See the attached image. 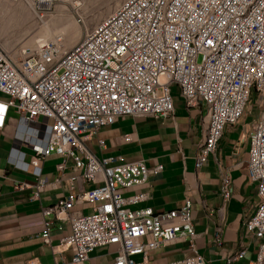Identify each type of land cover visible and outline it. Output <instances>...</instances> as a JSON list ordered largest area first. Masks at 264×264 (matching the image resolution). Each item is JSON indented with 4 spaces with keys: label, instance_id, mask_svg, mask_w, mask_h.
<instances>
[{
    "label": "built area",
    "instance_id": "1",
    "mask_svg": "<svg viewBox=\"0 0 264 264\" xmlns=\"http://www.w3.org/2000/svg\"><path fill=\"white\" fill-rule=\"evenodd\" d=\"M28 1L44 17L55 0ZM172 84L178 85L187 108L206 106L205 132L194 157L197 168L216 150L224 128L251 114L250 99L260 105L248 134L247 159L258 203L242 226L257 240L256 261L264 264V0H121L69 48L43 41L37 51L17 59L0 48V93L7 96L0 97V128L12 108L33 152L29 161L17 164L31 167L35 175L31 198L38 199L47 184L43 161L52 154L62 157L53 183L65 182L69 193L40 206L44 243L50 242L49 216L70 224L58 246L69 249L71 257L53 264H97L91 253L109 245L114 250L102 264H150L153 251L194 235L189 197L167 211L133 207L149 193L131 189L162 165L112 163L113 157H97L86 144L88 134L121 117L171 116ZM66 158L73 163L67 175ZM229 182L224 171L222 203L230 197ZM77 183L89 186L78 190ZM14 186L29 187L18 181ZM76 203L86 204L88 211L75 210ZM220 232L217 227L219 245ZM246 248L226 261L242 257ZM203 262L195 252L167 264Z\"/></svg>",
    "mask_w": 264,
    "mask_h": 264
},
{
    "label": "crops",
    "instance_id": "2",
    "mask_svg": "<svg viewBox=\"0 0 264 264\" xmlns=\"http://www.w3.org/2000/svg\"><path fill=\"white\" fill-rule=\"evenodd\" d=\"M173 113L171 116H125L113 124L99 128L87 135L86 144L97 157H113L112 163L143 160L148 166L162 165L157 174L134 186L131 191H147L149 196L136 207H152L154 211L180 208L186 197L191 200L194 235L178 237L167 245L153 251L150 264H167L197 252L202 255V264H259L256 261L257 240L246 233L242 222L258 203L256 185L248 178L247 159L251 123L245 113L237 123L227 125L216 150L207 161L195 167L196 146L203 139L207 116L206 106L200 104L187 108L178 85L170 86ZM1 98H7L0 93ZM19 115L11 108L5 125L0 128V264H53L68 260L69 249H61L60 239L70 232L69 222L52 216L49 220L50 242L44 243L41 233L45 217L41 205H49L69 193L65 182L54 184L56 164L62 160L52 154L42 163V174L47 184L39 198H31L35 191L36 178L32 168L17 167L21 159L29 161L33 152L27 141ZM98 140L104 142L101 147ZM72 160L66 158L64 174L72 172ZM230 177V197L222 203L220 186L222 173ZM25 182L29 187L16 188V182ZM88 184L77 183L82 190ZM75 210L87 212L84 203H76ZM47 218V217H46ZM221 227V244L215 240V231ZM246 245L242 257L227 262L228 256ZM98 262L94 251L93 263Z\"/></svg>",
    "mask_w": 264,
    "mask_h": 264
},
{
    "label": "rangeland",
    "instance_id": "3",
    "mask_svg": "<svg viewBox=\"0 0 264 264\" xmlns=\"http://www.w3.org/2000/svg\"><path fill=\"white\" fill-rule=\"evenodd\" d=\"M121 0H55L54 14L58 18L65 17V23L71 27L62 31L63 26L56 29V34L48 38L49 43H56L62 47L69 48L75 44L83 35L86 29L91 28L98 20L111 12ZM27 0L18 3L17 0H0V48L12 59L21 57L24 52L37 51L38 43L45 35L40 32L41 19L34 15ZM73 2H77L74 5ZM61 8L58 9L59 6ZM31 6V5H30ZM33 7V6H32ZM109 10V12H107ZM52 11V12H53ZM45 16L50 18V14ZM44 16V17H45ZM69 33L75 34L77 40L72 42ZM63 40V45L61 40ZM39 41V42H38ZM59 41V42H58ZM251 114L248 119H255L260 107L251 98L249 101ZM114 250V245L98 247L94 250L98 262L109 257Z\"/></svg>",
    "mask_w": 264,
    "mask_h": 264
},
{
    "label": "bare ground",
    "instance_id": "4",
    "mask_svg": "<svg viewBox=\"0 0 264 264\" xmlns=\"http://www.w3.org/2000/svg\"><path fill=\"white\" fill-rule=\"evenodd\" d=\"M18 3H23V0H17ZM28 1V0H27ZM58 1H66V0H58ZM72 1V0H71ZM29 7L32 9V13L34 15H36L39 20L41 19L42 22V26H40V32L43 33L45 35V38H42L40 40V42L38 43V46L40 43H42L43 41H47L48 38H52L53 36H55L56 34V29H58L59 27L63 26L64 28L62 29V31H66L68 28H70L71 26L67 23H65V17H60L58 18L57 15L54 14L55 11L54 7L55 4L53 2V6H52V10L50 12H48L50 14V18H47V16L43 17L41 15H39V12L37 10L36 5H34L33 3H31L30 1L27 2ZM74 5H77V2H73ZM31 5V6H30ZM33 6V7H32ZM59 6V5H58ZM61 8L60 6L58 7V9ZM53 11V12H52ZM109 12V10L107 11ZM69 39L72 42H75L77 40V36L75 34L69 33ZM61 40V39H60ZM59 42V41H58ZM61 44L63 45V40L60 41ZM64 46V45H63ZM62 48V47H61ZM67 47L64 46L63 49H66Z\"/></svg>",
    "mask_w": 264,
    "mask_h": 264
}]
</instances>
